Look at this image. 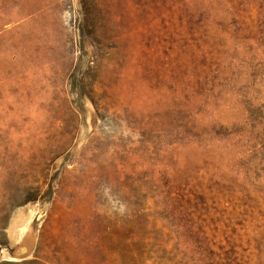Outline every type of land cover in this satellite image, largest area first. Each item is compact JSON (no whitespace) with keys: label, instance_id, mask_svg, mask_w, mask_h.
Segmentation results:
<instances>
[{"label":"rangeland","instance_id":"obj_1","mask_svg":"<svg viewBox=\"0 0 264 264\" xmlns=\"http://www.w3.org/2000/svg\"><path fill=\"white\" fill-rule=\"evenodd\" d=\"M3 135L0 264H264V0H0Z\"/></svg>","mask_w":264,"mask_h":264},{"label":"bare ground","instance_id":"obj_2","mask_svg":"<svg viewBox=\"0 0 264 264\" xmlns=\"http://www.w3.org/2000/svg\"><path fill=\"white\" fill-rule=\"evenodd\" d=\"M0 140V173L3 175L8 169L14 167L18 168V171L20 170L21 172L24 161L23 147L14 142V148L11 150V148L9 149L11 142L7 136L3 135ZM19 234L21 235V232L15 230L12 235L14 238H17L20 236ZM3 256H8L5 251Z\"/></svg>","mask_w":264,"mask_h":264}]
</instances>
